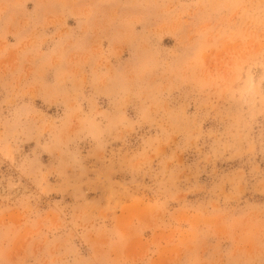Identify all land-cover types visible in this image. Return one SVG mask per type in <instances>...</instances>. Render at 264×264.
Returning a JSON list of instances; mask_svg holds the SVG:
<instances>
[{
  "label": "rangeland",
  "instance_id": "obj_1",
  "mask_svg": "<svg viewBox=\"0 0 264 264\" xmlns=\"http://www.w3.org/2000/svg\"><path fill=\"white\" fill-rule=\"evenodd\" d=\"M0 264H264V0H0Z\"/></svg>",
  "mask_w": 264,
  "mask_h": 264
}]
</instances>
